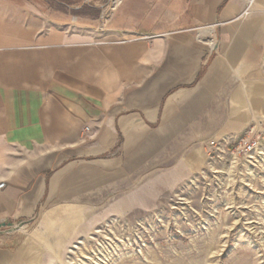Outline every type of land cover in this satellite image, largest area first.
I'll use <instances>...</instances> for the list:
<instances>
[{"label":"crops","instance_id":"1","mask_svg":"<svg viewBox=\"0 0 264 264\" xmlns=\"http://www.w3.org/2000/svg\"><path fill=\"white\" fill-rule=\"evenodd\" d=\"M134 1L98 38L40 0H0V229L104 198L143 207L260 114L264 0ZM18 247L0 233V264Z\"/></svg>","mask_w":264,"mask_h":264},{"label":"rangeland","instance_id":"2","mask_svg":"<svg viewBox=\"0 0 264 264\" xmlns=\"http://www.w3.org/2000/svg\"><path fill=\"white\" fill-rule=\"evenodd\" d=\"M40 1L65 20L59 28L98 38L128 2L115 9L114 0ZM259 113L237 134L211 135L221 152L206 149L203 165L172 189L147 190L143 207L107 213L104 198L97 212L64 207L3 226L0 233L14 231L19 240L15 264H264V107ZM253 124L258 148L230 155L234 138Z\"/></svg>","mask_w":264,"mask_h":264},{"label":"built area","instance_id":"3","mask_svg":"<svg viewBox=\"0 0 264 264\" xmlns=\"http://www.w3.org/2000/svg\"><path fill=\"white\" fill-rule=\"evenodd\" d=\"M245 4V10L249 8L253 0H242ZM89 134V128L84 127L83 136ZM259 141L257 136V125L253 124L252 126L246 128L241 134L234 138V143L232 144L230 155L235 157H248L250 154L258 148ZM206 149L208 152L218 153L221 152L222 147L217 144L215 141H210L207 144ZM224 152V150H222ZM4 187V183L0 182V189Z\"/></svg>","mask_w":264,"mask_h":264},{"label":"bare ground","instance_id":"4","mask_svg":"<svg viewBox=\"0 0 264 264\" xmlns=\"http://www.w3.org/2000/svg\"><path fill=\"white\" fill-rule=\"evenodd\" d=\"M119 1H120V0H114V1H113V4H114L115 9H116L117 3H118ZM113 9H114V8H113ZM205 30H207V29H205Z\"/></svg>","mask_w":264,"mask_h":264}]
</instances>
